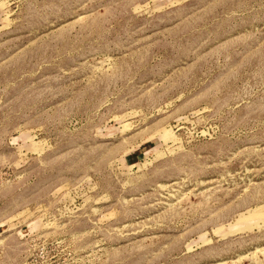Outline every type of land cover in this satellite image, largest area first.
<instances>
[{
	"label": "rangeland",
	"instance_id": "374dc122",
	"mask_svg": "<svg viewBox=\"0 0 264 264\" xmlns=\"http://www.w3.org/2000/svg\"><path fill=\"white\" fill-rule=\"evenodd\" d=\"M0 264H264V0H0Z\"/></svg>",
	"mask_w": 264,
	"mask_h": 264
},
{
	"label": "bare ground",
	"instance_id": "6f19581e",
	"mask_svg": "<svg viewBox=\"0 0 264 264\" xmlns=\"http://www.w3.org/2000/svg\"><path fill=\"white\" fill-rule=\"evenodd\" d=\"M253 215L254 216H257V215H259V213L258 212H255V213H253ZM258 217H260V216H258ZM250 218H253V217H250Z\"/></svg>",
	"mask_w": 264,
	"mask_h": 264
}]
</instances>
